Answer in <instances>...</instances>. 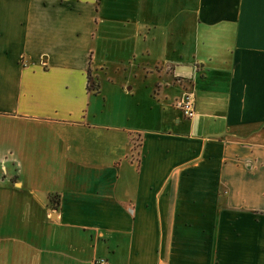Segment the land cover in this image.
I'll list each match as a JSON object with an SVG mask.
<instances>
[{"label":"crops","instance_id":"0c3cea01","mask_svg":"<svg viewBox=\"0 0 264 264\" xmlns=\"http://www.w3.org/2000/svg\"><path fill=\"white\" fill-rule=\"evenodd\" d=\"M97 257L264 264V0H0V264Z\"/></svg>","mask_w":264,"mask_h":264},{"label":"built area","instance_id":"2783aa9c","mask_svg":"<svg viewBox=\"0 0 264 264\" xmlns=\"http://www.w3.org/2000/svg\"><path fill=\"white\" fill-rule=\"evenodd\" d=\"M176 106L182 111L184 116L191 117L194 114V102L191 91L184 89L180 97L176 101ZM91 264H107L105 258L97 257L91 261ZM157 264H165L163 261H158Z\"/></svg>","mask_w":264,"mask_h":264},{"label":"rangeland","instance_id":"374dc122","mask_svg":"<svg viewBox=\"0 0 264 264\" xmlns=\"http://www.w3.org/2000/svg\"><path fill=\"white\" fill-rule=\"evenodd\" d=\"M95 83H96V80L94 79V82H93L92 86H96V84H95Z\"/></svg>","mask_w":264,"mask_h":264}]
</instances>
